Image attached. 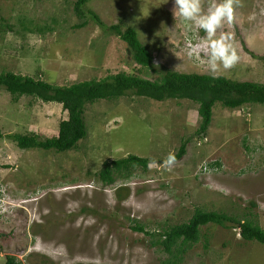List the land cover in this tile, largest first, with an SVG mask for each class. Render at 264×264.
Segmentation results:
<instances>
[{
  "label": "rangeland",
  "instance_id": "374dc122",
  "mask_svg": "<svg viewBox=\"0 0 264 264\" xmlns=\"http://www.w3.org/2000/svg\"><path fill=\"white\" fill-rule=\"evenodd\" d=\"M76 1L0 0V18L12 27L0 21V71L50 86L118 72L149 79L167 69L212 74L206 34L174 19V0H84L78 12ZM127 29L147 47L152 69H138L122 38ZM220 31L231 33L240 60L214 75L264 84V0H241ZM11 98L0 86V200L9 205L0 214V264L6 255L18 264H173L159 235L196 208L264 229V104L216 103L198 136V104L189 99H98L84 106L85 137L59 152L21 149L13 135L56 136L67 118L61 103ZM185 139L184 156L167 161ZM129 154L154 161L109 185L95 175ZM230 225L201 226L200 241L179 264H264V245Z\"/></svg>",
  "mask_w": 264,
  "mask_h": 264
},
{
  "label": "trees",
  "instance_id": "16d2710c",
  "mask_svg": "<svg viewBox=\"0 0 264 264\" xmlns=\"http://www.w3.org/2000/svg\"><path fill=\"white\" fill-rule=\"evenodd\" d=\"M83 1L75 2L74 11H79L78 6ZM0 21L5 23L9 30L12 28L6 24V20L0 18ZM1 32H4L3 25H0ZM122 38L131 48L136 65L139 67L137 68L152 69V57L147 47L138 40L137 35L131 29H127L122 34ZM0 86L11 94L12 101H18L22 96H32L46 102L61 103L62 108L67 112V118L60 120L56 136L39 139L35 131L13 135V140L21 149L42 148L59 152L71 150L80 139L85 137L84 106L98 99H109L128 94L156 101L189 99L198 104L200 122L195 132L198 136L204 135L216 103L227 108L241 107L248 103L264 104V84L262 83L170 69L165 70L158 79L118 72L106 76L102 81L84 80L68 86H50L34 76L19 74L12 70H2L0 71ZM187 142L188 139L182 141L177 151L167 157V161L170 157L173 158L171 162L179 161L186 152ZM152 161L154 160L129 154L112 161L111 164L105 163L101 170L95 172V175L104 184L109 185L120 178L124 181L130 179L137 169L146 172L147 164ZM118 198H121V195L118 194ZM8 206V201L0 200V214H3ZM209 223L223 227H228L230 224V226L238 225L241 238L256 240L264 245V229L259 224L247 220L238 221L235 216L222 212L196 208L187 222L174 225L159 235L157 244L171 255L167 261L172 260L173 264H179L183 253L200 241L202 237L200 227ZM134 229L149 234L143 226H137ZM18 263L14 256L6 255L4 264Z\"/></svg>",
  "mask_w": 264,
  "mask_h": 264
},
{
  "label": "clouds",
  "instance_id": "9594fccd",
  "mask_svg": "<svg viewBox=\"0 0 264 264\" xmlns=\"http://www.w3.org/2000/svg\"><path fill=\"white\" fill-rule=\"evenodd\" d=\"M240 2L241 0H174V19L188 22L190 27L203 30L206 34V63L212 74L219 72L221 67L230 70L240 60L232 43L231 33L220 31L225 24L233 23L235 9L240 6ZM172 159L170 157L169 162Z\"/></svg>",
  "mask_w": 264,
  "mask_h": 264
}]
</instances>
